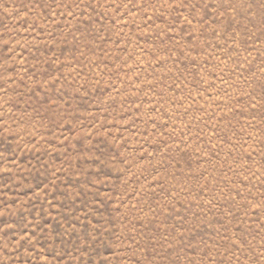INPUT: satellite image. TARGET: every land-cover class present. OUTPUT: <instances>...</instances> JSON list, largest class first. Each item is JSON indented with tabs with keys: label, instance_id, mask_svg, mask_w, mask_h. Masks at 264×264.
I'll return each mask as SVG.
<instances>
[{
	"label": "rangeland",
	"instance_id": "obj_1",
	"mask_svg": "<svg viewBox=\"0 0 264 264\" xmlns=\"http://www.w3.org/2000/svg\"><path fill=\"white\" fill-rule=\"evenodd\" d=\"M0 264H264V0H0Z\"/></svg>",
	"mask_w": 264,
	"mask_h": 264
}]
</instances>
